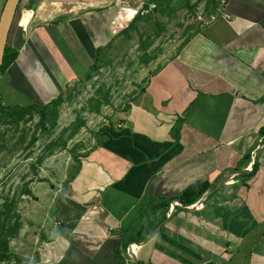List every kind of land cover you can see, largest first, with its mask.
<instances>
[{
	"label": "crops",
	"instance_id": "obj_1",
	"mask_svg": "<svg viewBox=\"0 0 264 264\" xmlns=\"http://www.w3.org/2000/svg\"><path fill=\"white\" fill-rule=\"evenodd\" d=\"M207 1L199 3L204 21L132 95L118 128L100 131L102 145L81 158L67 193L58 189L57 226L30 264H117L115 242L141 227L153 197L204 181L210 188L192 205L173 200L155 211L165 219L132 243L133 257L264 264V0H216L213 9ZM145 2L21 0L7 41L19 53L0 74L3 103L46 104L88 83L100 52L105 58ZM176 121L178 138L171 134ZM256 158L258 169L247 176Z\"/></svg>",
	"mask_w": 264,
	"mask_h": 264
},
{
	"label": "rangeland",
	"instance_id": "obj_2",
	"mask_svg": "<svg viewBox=\"0 0 264 264\" xmlns=\"http://www.w3.org/2000/svg\"><path fill=\"white\" fill-rule=\"evenodd\" d=\"M200 1L174 0L165 9L163 6L158 9V4L149 3L147 8L151 7L150 4L156 7L143 14H152L151 22L141 19L136 22L138 30H131L128 35L124 32L117 34L111 46L107 47L109 50L105 58L109 57V60H105L103 50L100 52V58L107 62L106 65L91 81L71 92L73 98L63 104L56 133L52 136L36 131L37 118L27 124L21 123L17 128L12 125L1 126L7 148L0 150V200L5 197L14 199L22 221L20 235L11 241L13 259L5 264H30L29 261L37 256L36 247L43 235L57 226L53 224L51 214L57 208L58 189L64 187L66 178L77 165L70 148L75 147L77 153L83 152V149L90 150L98 142V132L110 126L118 128L132 95L146 85L148 77L160 63L173 57L188 34L204 21L205 14L203 6L199 5ZM5 2L0 0V14ZM187 3L193 7L192 10ZM188 26L192 27L188 29ZM156 31H159L158 35H154ZM149 34L154 37L151 38ZM145 43H148V55L142 49ZM98 92L110 97L109 101H102L99 112L93 113L87 110L88 101L98 97ZM79 109L86 121L85 126L69 141L66 149L54 151L38 165L37 160L44 155L47 144L59 135L62 128L76 119ZM33 135L37 140L31 144ZM20 138L24 139L23 143H20Z\"/></svg>",
	"mask_w": 264,
	"mask_h": 264
},
{
	"label": "trees",
	"instance_id": "obj_3",
	"mask_svg": "<svg viewBox=\"0 0 264 264\" xmlns=\"http://www.w3.org/2000/svg\"><path fill=\"white\" fill-rule=\"evenodd\" d=\"M21 1V0H20ZM155 3L158 4V9L164 7H169L174 0H149L145 2L144 6H147L149 3ZM218 2L216 0H208L207 1V7L210 8H216V4ZM187 5L192 10L193 7L190 6L188 3ZM174 7V4L171 6V8ZM153 16L152 14H149L147 16H144V14H141L138 12L135 17L131 20V22L128 24L126 28H124L122 31H120L118 34L125 33L126 35L129 34L131 30H138L139 25H136V22L143 19L146 22H151ZM159 25V23L157 22ZM192 26H188V29H190ZM159 31H156L154 35H158ZM151 38L154 37L153 34H149ZM143 37V35H141ZM188 38H185L183 45ZM111 43L106 46L110 47ZM181 45L179 49L181 48ZM147 46L148 43H145L142 45V49L146 55H148L147 52ZM178 49V50H179ZM18 49H12L10 46H6L5 54L3 63L1 66L0 74L5 72L6 69H8L15 61V59L18 56ZM148 61V60H147ZM145 61V62H147ZM106 61L104 59H101L100 56L96 59V61L92 64L90 67L89 72L85 76L86 81H91L96 75H98V71L103 68L104 65H106ZM162 68V65H160L158 68H156L152 75H155L158 73V71ZM149 79V78H148ZM102 88H100L101 90ZM68 92V93H67ZM100 92H98L99 94ZM109 95L99 94L98 97H92L88 101L89 108L87 110L97 113L100 111V107L103 105L102 101H109ZM72 94L69 92V89L66 90V92H62L57 98L49 101L46 104H40L33 100L28 105H19V104H5L2 101V96H0V128L2 125L8 126L12 125L15 128H17L21 123H29L34 119H38L35 123L36 131L40 130L44 134L48 136H52L54 133H56V129L58 127L57 121L59 120L60 115V109L61 106L65 103V101L70 102L72 100ZM95 101V103H94ZM83 110H86L83 108ZM78 116L76 119L69 124L68 126L62 128V130L59 132V135L55 137L54 139L50 140V142L47 144L45 148L44 155L39 157L37 160L38 165L42 162V160L50 156L54 153L56 150H63L68 147L69 141L74 139L76 135L80 132L81 128L85 126L86 121L82 117V111L79 109L77 110ZM182 118L181 120H183ZM121 121H123L121 119ZM111 129V128H110ZM173 136L175 138L180 137V122L176 123L171 130ZM5 132H2L0 130V150L7 148V144L4 141ZM103 135L98 132V142L94 146V148H97L98 146L102 145V141L104 140ZM259 137L261 139L260 143H264V125L259 129ZM37 140L36 136L33 135L31 139V144H33ZM24 139L20 138V143H23ZM70 151L74 152V160L77 161V165L74 168V171L72 174L67 177L65 181L64 187L61 189L62 193H67V187L69 182L77 175V173L80 170L81 166V158L88 155V153L91 151H85V152H79L77 153L75 150V147L70 148ZM76 152V153H75ZM251 157V152L246 153L243 156L244 161H249ZM259 163L258 159L256 158L255 161L252 164L251 171L247 174V176L253 175L256 170L258 169ZM210 188V183L207 181L201 182V183H194L189 185L187 188L183 190L182 193L179 195L171 196V197H153L149 205L144 212V222L139 227L138 230L135 232H122L121 237L118 241L114 244V253L117 260V264H147L142 260H138L137 263L128 256L127 250L129 246L132 243H141L142 241L146 240L149 235L153 234L156 228L158 227L159 223L165 219V216H163L161 219H158L155 217V211L159 209H168L169 204L173 200H178L183 205H192L196 201H198L204 193ZM30 191V190H29ZM28 193V192H27ZM57 211H55L54 214H57ZM22 228V221H21V215L16 211L15 208V200L11 199L9 200L8 197L2 198L0 200V264L8 263L11 259H13V251L11 249V241L18 237L20 234Z\"/></svg>",
	"mask_w": 264,
	"mask_h": 264
},
{
	"label": "water",
	"instance_id": "obj_4",
	"mask_svg": "<svg viewBox=\"0 0 264 264\" xmlns=\"http://www.w3.org/2000/svg\"><path fill=\"white\" fill-rule=\"evenodd\" d=\"M19 2L20 0H6L0 14V70L4 59L9 32L17 12ZM133 258V260L137 263L136 257Z\"/></svg>",
	"mask_w": 264,
	"mask_h": 264
},
{
	"label": "built area",
	"instance_id": "obj_5",
	"mask_svg": "<svg viewBox=\"0 0 264 264\" xmlns=\"http://www.w3.org/2000/svg\"><path fill=\"white\" fill-rule=\"evenodd\" d=\"M151 5V4H150ZM156 7V5L155 4H152L151 5V7H149V8H143V10L141 11L142 12V14L143 13H147V12H149L150 11V9L151 8H155ZM214 17H212V19H213ZM134 253H135V249L133 248V245H131L129 248H128V250H127V254H128V256L129 257H133V255H134Z\"/></svg>",
	"mask_w": 264,
	"mask_h": 264
},
{
	"label": "clouds",
	"instance_id": "obj_6",
	"mask_svg": "<svg viewBox=\"0 0 264 264\" xmlns=\"http://www.w3.org/2000/svg\"><path fill=\"white\" fill-rule=\"evenodd\" d=\"M205 1V0H204ZM131 245H135V244H131ZM135 249H136V245H135ZM135 254V253H134ZM132 258V257H131Z\"/></svg>",
	"mask_w": 264,
	"mask_h": 264
}]
</instances>
